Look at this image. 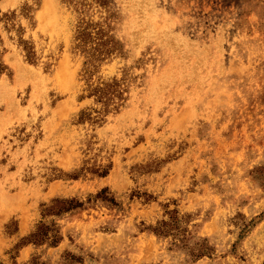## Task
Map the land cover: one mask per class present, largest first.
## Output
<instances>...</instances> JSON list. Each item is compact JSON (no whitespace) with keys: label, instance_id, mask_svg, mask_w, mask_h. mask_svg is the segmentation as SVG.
Instances as JSON below:
<instances>
[{"label":"rangeland","instance_id":"rangeland-1","mask_svg":"<svg viewBox=\"0 0 264 264\" xmlns=\"http://www.w3.org/2000/svg\"><path fill=\"white\" fill-rule=\"evenodd\" d=\"M0 264H264V0H0Z\"/></svg>","mask_w":264,"mask_h":264},{"label":"bare ground","instance_id":"bare-ground-1","mask_svg":"<svg viewBox=\"0 0 264 264\" xmlns=\"http://www.w3.org/2000/svg\"><path fill=\"white\" fill-rule=\"evenodd\" d=\"M47 2H49V1H47ZM50 3V2H49ZM49 3H47V4H49ZM45 6H43V9L46 7V4H44ZM47 8H49V6L47 7ZM47 8H45L46 9V11L47 12H49V11H51L50 9L49 10H47ZM44 11V10H43ZM47 12H43V14H44V16L47 14ZM49 13H51V12H49ZM43 14H41V15H43ZM43 17V16H42ZM43 18H46V17H43ZM48 18V17H47ZM47 21V20H46Z\"/></svg>","mask_w":264,"mask_h":264}]
</instances>
